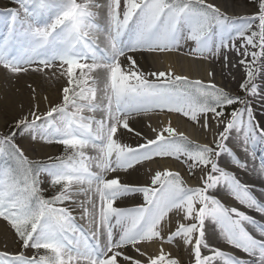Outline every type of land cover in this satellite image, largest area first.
<instances>
[{
	"label": "snow or ice",
	"instance_id": "6c2138e0",
	"mask_svg": "<svg viewBox=\"0 0 264 264\" xmlns=\"http://www.w3.org/2000/svg\"><path fill=\"white\" fill-rule=\"evenodd\" d=\"M13 3L15 7L0 10L5 30L0 65L13 74L56 68L67 80L61 103L44 114L31 112V120L25 116L15 127L40 130V139L62 145L64 152L32 161L15 143V131L0 137V218L23 249L0 252V264H180L163 250V244L177 239L191 246L194 264H264V222L210 194L222 188L264 217L255 183L238 175L258 177L264 193V155L257 163V151L264 153V116L258 120L252 105L256 97L264 99V87L257 83L264 78V0H255L256 11L244 16H230L207 0ZM188 41L194 42L191 52L197 59L223 56L227 65L228 53L236 52L245 68L240 85L245 95L171 72L147 71L138 63L137 54L178 51ZM234 105L239 107L226 116L225 108ZM157 110L181 113L197 124L203 117L200 126L205 129L211 114L222 130L212 144H200L169 122L155 139L136 147L119 141L118 130H133L130 117ZM97 112L99 119L86 114ZM221 156L226 157L223 165ZM156 157L182 160L193 174L199 169L201 186H188L179 172L168 169L155 172L148 185L122 182L119 175L109 178V173L127 172ZM42 173L55 189L50 198L40 186ZM135 193L143 194V204L114 207ZM65 202L82 209L86 227L76 223ZM174 211L188 223H179L165 236V221ZM206 223L248 258L211 246ZM152 241L161 243L158 255L140 247ZM129 248L146 259L128 254Z\"/></svg>",
	"mask_w": 264,
	"mask_h": 264
},
{
	"label": "bare ground",
	"instance_id": "6f19581e",
	"mask_svg": "<svg viewBox=\"0 0 264 264\" xmlns=\"http://www.w3.org/2000/svg\"><path fill=\"white\" fill-rule=\"evenodd\" d=\"M207 3H211L221 8L222 11L231 13L233 16H244L251 15L254 13L252 9H245L241 2H237L235 4L231 3L229 0H207ZM0 2V10L8 8L9 3ZM101 22H103V17H101ZM5 34V30L3 26H0V41H2L3 36ZM240 41H237L239 44ZM195 46H186L182 49V52L187 56H180L174 52H157V53H143L137 54V60L140 66L147 71H156V72H171L174 75L187 76L190 80H200L204 83H215L217 86L224 88L225 90H231L233 87L238 86L242 83L243 79L246 77L245 68L243 65L238 63L240 57L236 54V52L231 51L228 53V62L227 65L223 59L221 58V62H217L215 59H197L194 54H192L191 49ZM191 56L192 58H190ZM250 59V58H249ZM235 65V66H234ZM209 72L213 73L212 76H209ZM55 73V75H53ZM11 74V75H10ZM264 79V78H262ZM14 80L16 82H14ZM262 81V80H261ZM66 77L60 76L59 71L54 68L53 70L46 72H37L30 70L27 73L13 74L9 71H0V129H2L3 123L8 120H14L15 117L21 116L22 119L25 117L27 113V109L29 108L28 97L24 94L28 92L26 90V84H32V86L36 90V94L41 96L45 95L51 101L56 100L58 95L62 91L64 87L67 85ZM264 87V85H260ZM19 89V93H18ZM17 92V93H16ZM23 92V93H22ZM22 93V94H21ZM27 95H30L29 93ZM253 110L256 115V118L259 120L262 116H264V99H254L252 101ZM40 111L37 114L46 113L50 107H41ZM38 109V110H39ZM256 110V112H255ZM172 112L164 111H153L149 113H141L135 114L129 118V126L132 131H128L125 129L118 130V139L121 143H126L132 147H136L139 144L145 142L146 139H155L157 132L162 130L163 128L169 125L171 122V126L175 128L178 132H183L186 136L189 137L190 140L198 142L200 144H212L214 135L222 130V125L218 128L214 121L211 118H208L209 128L205 129L200 126L203 124L204 120H202L198 125L192 126L188 121L183 119L178 115L170 114ZM8 118L6 119V115ZM87 115H95L97 119L101 118V113L97 112L95 114L86 113ZM28 116L29 120L32 119L31 115ZM37 125L43 124V121H37ZM155 129L156 131H153ZM2 130H0L1 132ZM36 134L40 133V130L35 132ZM139 133V135H137ZM167 135V133H165ZM229 143H234L233 138H230ZM48 148L50 146L43 145L38 146V150L50 152ZM33 148L30 142H27L24 145V150L28 152V154L33 153ZM26 152V153H27ZM25 152L24 154L27 155ZM258 160L261 153L258 151ZM226 157L221 156L220 162L221 164H225ZM165 169L179 172L181 176L185 178L187 185L190 187L201 186V171L194 174V177H190L191 174L185 168L182 170L181 165H179L173 159H161V158H153L148 162H142L141 164L136 165L134 168L129 169L127 172L120 173H109V178L113 176L119 175L121 177L122 182H128L130 184L136 185H148L150 184L151 177L157 171H163ZM186 173V174H185ZM187 175V176H186ZM238 175L244 182L250 183L251 177L249 178L247 174L243 172H239ZM189 177V178H188ZM253 179H258V177H254ZM215 196L218 198H223V196H227V199L222 200L226 205H234L232 200L228 199V196L222 188H218L214 190ZM134 197L123 198L122 200L117 201L114 205L116 207L123 208H132L139 206L143 203V198L141 196L133 194ZM222 196V197H221ZM78 199H84L83 196L78 197ZM96 199V197H94ZM70 206H75V204H71ZM238 209L243 211V208H240L237 205ZM80 207H78L79 209ZM78 214H76L79 220L82 221L83 225L87 226V220L81 219L82 209L77 210ZM179 223H188L182 218V215L177 212L171 213V215L165 221L167 225L164 235L166 236L172 231H175L176 227ZM251 230V226H249ZM206 239L209 244L213 247H219L224 250L226 244H224L223 240L219 237L218 229L210 223H206ZM0 241L3 243L0 246L7 244H15L16 239L11 231H9L8 227L0 222ZM141 249L148 253V255H158L161 248V243L159 241H152L142 243L140 245ZM4 249L10 250V245H5ZM12 250V249H11ZM10 250V251H11ZM163 250L165 253H170L172 258H176L180 261V264H194V256L192 252L191 246H186L181 240L177 239L172 244H163ZM20 249L14 248L12 252L17 253ZM128 254L135 256L138 259H146L145 257H140L137 253H135L131 248L126 250ZM231 251H236V254L239 255V251L231 249ZM204 255H209L210 253L207 250H203Z\"/></svg>",
	"mask_w": 264,
	"mask_h": 264
},
{
	"label": "rangeland",
	"instance_id": "374dc122",
	"mask_svg": "<svg viewBox=\"0 0 264 264\" xmlns=\"http://www.w3.org/2000/svg\"><path fill=\"white\" fill-rule=\"evenodd\" d=\"M3 2V6H4V3H9V5H8V8L9 7H15V5H14V3H13V0H0V2ZM231 3H233V4H235V3H237V2H241V4L243 5V7L245 8V9H252L253 8V11L255 12L256 11V4H255V2H253V1H255V0H229ZM251 1H252V3H251ZM122 3H123V0H122ZM189 42V41H188ZM188 42L186 43V44H182V46L180 47V49L178 50V51H176V52H174V53H176V54H178V55H180V56H185V57H187L183 52H182V49H184V47H186V46H190V45H188ZM191 44V43H190ZM195 46V45H194ZM190 58H192L191 56H189ZM221 58H222V56L219 58V59H216V58H212V59H215L218 63L219 62H221ZM33 67H35V65L33 66ZM54 68H52V69H44V71H46V72H49V71H51V70H53ZM8 71L7 69H5L2 65H0V71ZM77 71H79V70H77ZM11 75V74H10ZM18 75V74H17ZM246 78V77H245ZM245 78L243 79V81L245 80ZM262 80V81H261ZM242 81V82H243ZM14 82H16L15 80H14ZM67 83V82H66ZM257 83L259 84V85H264V79H262L261 77H258V79H257ZM240 85L241 84H239L238 86H236V87H233L231 90H229V92L231 93V94H233V95H237V96H243V95H245V93L243 92V91H241V89H240ZM67 86V85H66ZM25 87H27L26 88V90L28 91V92H25L24 94L29 98L28 99V101H29V108L26 110L27 111V113H26V115H30V113L31 112H33V111H36V112H38V111H40V109L39 108H41V107H43V108H45V107H52V106H54L55 104H58V103H61L62 102V91L60 92V94L58 95V98H56V100H54V101H51L48 97H47V99H45V95L43 96V95H41V96H39V95H37L36 94V90H35V92H33V89H35L33 86H32V84L30 83H28V85L26 84V86ZM228 91V90H227ZM17 93V92H16ZM18 93H19V89H18ZM23 93V92H22ZM21 93V94H22ZM30 94V95H27V94ZM261 97H256L255 99H260ZM234 107H239V105H234V106H228L227 108H225V115L227 116L228 115V113H230V111L232 110V108H234ZM39 109V110H38ZM168 112V111H167ZM255 112H256V110H255ZM170 114H172V115H178V116H180V117H182L183 119H185L186 121H188L192 126H196V125H198L196 122H193V121H191L190 120V118H188V117H185V116H183V114H181V113H174V112H172V113H170ZM6 115V119L8 118V116H7V114H5ZM25 115V116H26ZM256 115H257V112H256ZM21 116H19V118L18 117H15L16 119H14V120H8L6 123L4 122L3 123V126H2V129H0V130H2L1 132H0V137H3V136H6V135H8L10 132H13V131H15L16 132V136L14 137V141H15V143L22 149V151L23 152H27V151H25L24 150V145L27 143V142H30L31 143V145H32V147L33 148H35V149H33V153H30V154H28V152L26 153L27 155H25L26 157H28V159L29 160H32V161H47V159H48V157H56V156H59V155H61L63 152H64V147L62 146V145H60V144H57V143H47V142H45L44 140H42V139H40L39 138V134H36L35 132L36 131H32V130H29V131H27V132H24V131H22L21 129H18V128H16L15 127V124H16V122L18 121V120H20L21 118H20ZM208 118H211L212 119V117H211V114H209L208 115ZM202 120H204V118L203 117H201L200 118V122L202 121ZM41 126H43V124H41ZM36 136L37 138L36 139H33L32 137L33 136ZM117 138H118V132H117ZM43 145H47V146H50L51 148H48L49 149V151L50 152H45V151H40V150H38V146H43ZM156 158H159V157H156ZM161 158H164V159H172V157H161ZM179 165H181V167H182V170L184 169V166H185V168L189 171V169H188V167H187V165L186 164H184L183 162H182V160H177V159H175V158H173ZM145 162V161H144ZM200 170L199 169H196V170H194V174H196L197 172H199ZM189 173L191 174V176L190 177H194V174H193V172H190L189 171ZM186 174V173H185ZM183 177V176H182ZM184 178V177H183ZM40 179H41V181H42V183H41V188L42 189H44V192H43V194H44V196L46 197V198H50L52 195H53V193L55 192V189H53L51 186H50V183H49V177H47V175L46 174H41V176H40ZM184 180H185V178H184ZM186 182V181H185ZM187 184V183H186ZM211 193H213V190L211 191ZM210 193V194H211ZM137 194V196L138 195H143V194H141V193H135V195ZM130 197H134V195L133 194H130V195H128V196H126V197H122L121 199H119V200H122L123 198H130ZM142 198H143V196H141ZM96 200H97V204H98V197H96ZM119 200H117V201H119ZM116 201V202H117ZM143 203H144V200H143ZM142 203V204H143ZM71 204H73V203H71V202H65V205L64 206H66V207H68L71 211H72V214H73V216H77L76 214H78V212H76L77 210L79 211V209H78V206L75 204V206H70ZM114 207H116L115 205H114ZM171 215V213L169 214V216ZM0 222L1 223H3V224H5L7 227H8V229H9V231H11L12 233H13V235H14V237H15V239H16V242H15V244H7V243H4L5 245H10V250L12 249H14V248H18V249H20V251L21 250H23L22 248H21V245H20V243L18 242V238H17V236H16V234H15V231L11 228V226L6 222V221H4L2 218H0ZM76 223L78 224V225H83V223H82V221L81 220H79L78 219V217H76ZM84 226V225H83ZM1 243H3L2 241H0V244ZM5 245H2V246H0V252H9V253H12V254H16V253H14V252H12V250L10 251V250H5L4 249V246ZM19 251V252H20ZM24 251H26V254H30L31 253V251L32 250H24ZM18 253V252H17Z\"/></svg>",
	"mask_w": 264,
	"mask_h": 264
}]
</instances>
